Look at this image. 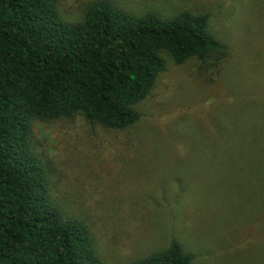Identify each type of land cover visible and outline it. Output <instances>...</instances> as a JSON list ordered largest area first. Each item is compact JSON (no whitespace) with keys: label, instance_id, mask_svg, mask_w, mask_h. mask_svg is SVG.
Masks as SVG:
<instances>
[{"label":"rangeland","instance_id":"obj_1","mask_svg":"<svg viewBox=\"0 0 264 264\" xmlns=\"http://www.w3.org/2000/svg\"><path fill=\"white\" fill-rule=\"evenodd\" d=\"M93 1L60 0L59 13L75 22ZM107 1L162 18L206 14L225 58L198 68L197 61L178 65L165 56L164 71L138 104L139 121L125 130L81 115L35 122L32 140L53 200L87 223L105 264H130L172 239L192 255L191 264H264V101L216 114L229 138L212 135L208 123L183 125L198 107L256 93L264 80V0ZM178 125L190 128L187 152L176 147L185 135Z\"/></svg>","mask_w":264,"mask_h":264},{"label":"trees","instance_id":"obj_2","mask_svg":"<svg viewBox=\"0 0 264 264\" xmlns=\"http://www.w3.org/2000/svg\"><path fill=\"white\" fill-rule=\"evenodd\" d=\"M59 2L0 0V264H105L87 223L52 198L49 172L32 140L35 122L81 115L106 130H125L139 121L138 104L164 71L165 56L178 65L197 61L198 68L225 58L206 14L162 18L95 0L79 20L67 22ZM263 83L257 96L196 108L183 125L208 123L212 135L229 138L214 120L230 106L264 101ZM177 129L185 135L177 136L176 147L187 152L190 128ZM191 262L192 255L172 239L130 264Z\"/></svg>","mask_w":264,"mask_h":264}]
</instances>
